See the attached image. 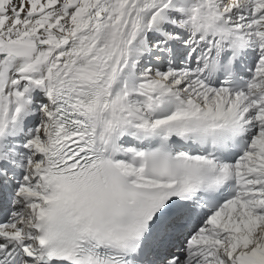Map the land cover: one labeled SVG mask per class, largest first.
Segmentation results:
<instances>
[{
  "label": "snow or ice",
  "instance_id": "6c2138e0",
  "mask_svg": "<svg viewBox=\"0 0 264 264\" xmlns=\"http://www.w3.org/2000/svg\"><path fill=\"white\" fill-rule=\"evenodd\" d=\"M0 264H264V0H0Z\"/></svg>",
  "mask_w": 264,
  "mask_h": 264
}]
</instances>
